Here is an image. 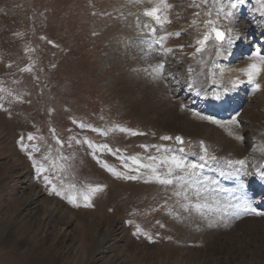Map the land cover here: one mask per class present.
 Returning <instances> with one entry per match:
<instances>
[{
	"label": "rangeland",
	"instance_id": "rangeland-1",
	"mask_svg": "<svg viewBox=\"0 0 264 264\" xmlns=\"http://www.w3.org/2000/svg\"><path fill=\"white\" fill-rule=\"evenodd\" d=\"M167 2L173 5L169 10L172 23L164 25V30L183 34L167 40L165 48L174 51L164 58L168 71L183 81L187 66H198L189 58L195 51L197 29L191 25L196 9L190 6L192 0ZM152 6L148 0H0V103L4 106L0 110V264H117L121 260V264H214L216 258L229 264L264 261V235L247 232L248 227L239 229L236 224L231 229H210L199 221L177 223L160 206L166 198L163 186L115 179L96 163L87 145H77L73 139L68 146L69 137L83 140L86 136L95 144L107 143L127 155L144 156L154 155L155 150L144 153L139 145H172L173 141L160 137L180 135L188 152L198 153L203 140L215 155L223 160L244 159L252 171L255 159L245 152L250 141L248 123L255 118L263 121L258 107L264 106V88L251 91L252 104L244 105L238 125L216 128L218 139L188 135L190 129L186 130L184 122L203 123L186 104L195 93L186 90L192 97L185 96L182 84L173 80L166 86L152 81L141 70L161 59L155 53L141 55L144 45L139 41L145 37L137 19L147 21L143 11ZM254 7L255 0H245L237 27L242 39L253 41L249 48H261L264 54V17L254 14ZM252 28L263 41L255 44ZM180 45L184 46L182 51ZM239 56L247 61L243 45L232 56L233 66ZM26 67L31 70L21 71ZM225 72L230 82L239 74L241 80L246 78L239 68ZM258 82L264 85V76ZM247 94L241 91L242 96ZM178 100L181 102L176 104ZM259 102L263 103L257 106ZM181 103L187 105L186 110L181 111ZM246 105L249 108L245 110ZM175 116L180 117L179 123L169 126ZM72 120L105 131L119 125L145 135L113 132L102 137L91 130L82 132ZM52 129L55 137L64 141L63 149L56 144ZM30 133L36 137L34 142L27 141ZM22 135L30 148L34 143L40 149L32 153V160L18 143ZM216 143L226 151L214 147ZM236 150L239 155L232 154ZM61 155L69 159H58ZM100 159L123 171L121 161L107 152ZM33 162L47 170L45 174L58 188L63 185L66 195L97 184L103 185L104 191L93 199V207H73L49 194ZM32 192L37 193L34 202H30ZM172 203L169 201V205ZM47 210L50 214L45 215ZM88 222L90 229L86 227ZM107 226L122 230L123 235L117 238L112 234L102 246ZM137 226L154 242L134 235ZM83 230L86 233L80 238Z\"/></svg>",
	"mask_w": 264,
	"mask_h": 264
},
{
	"label": "snow or ice",
	"instance_id": "snow-or-ice-1",
	"mask_svg": "<svg viewBox=\"0 0 264 264\" xmlns=\"http://www.w3.org/2000/svg\"><path fill=\"white\" fill-rule=\"evenodd\" d=\"M134 2L142 3L143 0H134ZM148 2L152 3L153 6L145 8L143 16L149 19L143 23L139 21V18L137 19V26L145 37L139 41L140 44L144 45L141 55L147 56L155 53L161 59L158 63L149 64L141 69L146 77L152 81L164 83L166 86L175 80L177 85L182 84L189 92L217 101L221 100L227 91L238 88L242 83H247L253 93L264 88V85L258 82L259 77L264 73V54L260 49L252 51L247 57L249 61L247 65L239 69L246 80H234L230 88L222 85L220 81V77L226 68L232 70L230 65H226L222 61L228 60L233 55L234 47L241 38L242 33L237 27L238 14L245 0H192L190 6L196 9L193 13L192 26L197 28V36L194 39L195 51L190 54L189 58L195 60L199 67L189 65L183 81L179 80L176 74L168 71V61L164 58L166 53L174 51L172 48H165L167 40L170 37L178 38L183 34L182 32L172 33L164 30V25L172 23L169 18V10L173 8V5L169 4L167 0H148ZM255 5L256 7L251 11L264 17V0H255ZM201 27L202 31H200ZM158 32L163 34H158ZM183 47V45L179 46L181 51ZM30 70L27 67L21 69V71ZM174 99H178V96ZM180 109L184 111L186 106L181 103ZM0 110H4L2 103H0ZM193 115L221 127L238 125L236 116L228 121H220L197 112H194ZM72 123L82 132L91 130L102 137H107L113 132L123 133L126 136L145 135L143 132L119 125L105 131L76 120H72ZM51 131L56 144L59 145L60 149H63L64 141L55 137L54 129ZM73 139L77 145L81 143L87 145L92 158L113 178L124 181L139 180L145 184L154 183L163 186L166 198L160 206L166 208V215L177 223L199 221L200 224L211 229L219 226L231 227L234 222L245 217H264V210L258 208L255 202L247 196L246 186L243 182L229 188L225 187L220 179L242 181L245 176H255L264 181V162L253 165L254 170L250 172L244 159L223 160L215 155L214 151L210 150V147L206 146L203 140L199 142V152L190 153L184 147L186 142L180 135L160 137L162 141H173L172 145H139L144 153H148L150 149L155 150L154 155L144 156L140 154L127 155L121 152L119 148L113 150L107 143L95 144L86 136L83 140L69 137V147H71ZM236 139L242 140L243 137L237 136ZM35 140L36 137L31 133L28 134L27 141L34 142ZM18 143L22 150L28 152L30 160L33 159V152L40 151L34 143L30 148L25 143L23 135ZM105 152L121 161L123 171L111 167L106 161L100 159V156ZM45 158L47 159V157ZM58 159L67 160L69 157L61 155ZM33 167L37 176L43 178L45 186L49 189V194H55L73 207H93V199L104 191V186L97 184L88 185L86 190L73 191V194L66 195L64 186L61 185L58 188L53 184L49 176L45 174L47 170L42 165L33 162ZM70 187L75 189V185ZM169 201L173 203L169 205ZM134 235H143L149 243L154 242L153 237L142 232L138 226Z\"/></svg>",
	"mask_w": 264,
	"mask_h": 264
},
{
	"label": "bare ground",
	"instance_id": "bare-ground-1",
	"mask_svg": "<svg viewBox=\"0 0 264 264\" xmlns=\"http://www.w3.org/2000/svg\"><path fill=\"white\" fill-rule=\"evenodd\" d=\"M149 18H147L148 20ZM129 20V19H128ZM132 22V21H131ZM193 26L191 25V28ZM197 29V28H196ZM243 29V28H242ZM253 29V28H252ZM246 30V29H245ZM244 31V30H243ZM247 31V30H246ZM254 32H256L254 29H253ZM197 32V31H196ZM195 32L194 34V37L197 36V33ZM245 32V31H244ZM250 33V32H249ZM252 33V31H251ZM259 32H256V34L254 35L253 38H256V41L255 44L257 42H260L259 40L262 39L263 41V38L261 37V34L260 36L258 35ZM246 35V34H245ZM140 38V37H139ZM253 43V41H248L246 40L245 38L242 39V36L241 38L239 39V41L237 42V44L235 45L234 47V50H233V55L236 53V51H238V47H240L241 45H243L244 47V55H246V57H248L249 53L251 50H256L257 48L256 47H253L252 49V46L251 49L249 48V44ZM138 46V45H137ZM261 49V48H260ZM262 51V50H261ZM232 55V56H233ZM232 56L228 59V60H225V61H222V63L226 64V65H230L231 66V69L232 68H235V69H241L243 67H245L247 65V63L249 62L248 60L245 61V57L244 56H239L238 58V62H236L237 64H235L236 66H233L234 62H232ZM247 59V58H246ZM152 60V59H151ZM245 61V62H244ZM233 64V65H232ZM191 65V64H189ZM188 65V66H189ZM198 65V64H197ZM196 65V66H197ZM187 66V68H188ZM199 67V65L197 66V68ZM225 71H229L227 68L225 69ZM231 71V70H230ZM238 71V70H237ZM241 73V72H240ZM262 76H264V73L261 74ZM243 76V75H242ZM236 80L237 79H240L241 80V75L239 74L238 76L235 77ZM202 79V78H201ZM246 80V78H245ZM220 81H221V84L230 88L231 87V83L229 81V76H228V73L225 72L223 73L222 77H220ZM234 81V80H233ZM243 84H246V87L245 88H242L241 85ZM239 87L240 88H235V89H232L230 91H227V94L223 96V98L219 101L217 100H213L211 98H206L204 96H198V95H194V98L190 101H188L186 104L188 105V103L190 104L191 108L193 110H195L197 113H201V114H204V115H207V116H210V117H213L217 120H220V121H225V118L227 119H231L233 116H236V118H240L241 117V114L243 113L244 114V109H242L244 107V105L246 103L248 104H252V101H250V96L252 95L251 93V88L250 86L247 84V83H242ZM186 88L184 89V94L185 96H188L189 97H192L190 96L189 93L186 92ZM242 90H245L248 94L245 95V96H242L241 95V91ZM199 101V102H198ZM200 101H203L202 105L200 103ZM181 101H177L176 104L180 103ZM245 102V103H244ZM264 102V101H263ZM263 102H259L257 104V106L261 105ZM186 105V106H187ZM264 105V104H263ZM174 107V106H173ZM249 108V105H246L245 107V110ZM259 110H262V112H260V115H259V118H263V121L258 119V118H255V119H252L249 121L248 123V135L250 137V141H249V145H248V148L245 152H248L249 154H251L250 156L255 159L253 165H258L259 162L261 163L263 160H262V157H264V106H259L258 107ZM241 112V113H240ZM237 114H239L237 116ZM180 117H173V120H175L173 123H170L169 126H174L175 123L178 122V119ZM198 119V117H197ZM200 119V118H199ZM226 119V120H227ZM172 120V121H173ZM201 120V119H200ZM199 120V121H200ZM30 121V120H29ZM203 123L202 124H199V125H192L191 122L187 123V122H184V126L187 130V128H189L190 130H187V133L188 135H190L191 137H202V136H205L206 139H218L219 137H217V135L215 136L214 131H216V128H218L219 126L215 127L216 125L214 124H211L209 123L208 121H205V120H201ZM179 123V122H178ZM32 124V123H31ZM166 127V126H165ZM164 127V128H165ZM35 128V127H34ZM168 130V127L166 128ZM228 132H230L229 130H227ZM215 137V138H214ZM204 138V137H203ZM202 138V139H203ZM215 143V142H213ZM229 143V142H228ZM244 144V143H243ZM248 144V143H247ZM218 144L216 143L214 145V147H216ZM220 145V146H219ZM218 145V149H221V150H225V149H222V146H221V143H219ZM238 146H239V150L238 151H243V148H241V145L238 143ZM245 147V146H244ZM246 149V148H244ZM220 150V151H221ZM226 151V150H225ZM257 151H260V153H256ZM224 152V151H222ZM240 152H237V150L232 153V154H236V155H239ZM243 154V153H242ZM219 157V156H218ZM251 165V166H253ZM251 170L253 171V167H251ZM54 179V178H53ZM221 179V183L225 186V187H234L237 183L239 182H243L246 186V193H247V196L249 197V199L253 200L255 202V205L264 210L263 209V205H264V181H261L259 179H257L255 176L252 177V178H247V176L243 177L242 178V181H237L235 179H226V178H220ZM34 192V191H33ZM31 194L30 196V202H34V198L37 197V193H33ZM36 199V198H35ZM33 204V203H32ZM31 204V205H32ZM56 208L57 206H54L52 210H54L56 213ZM46 212H49L45 215H48L50 214V210L46 211ZM52 212V211H51ZM55 215V214H54ZM52 216V215H51ZM74 216V215H73ZM56 217V216H55ZM48 218V216H47ZM75 218V216H74ZM51 219V218H50ZM40 221V220H39ZM70 221V218L66 221V223H68ZM102 221V220H100ZM105 222V221H104ZM104 222H101V223H104ZM52 223V222H51ZM55 225L57 224L56 222H53ZM52 223V224H53ZM100 223V225H102ZM233 224H236L239 229L241 228H244V230L246 229V227H248L250 230H246L247 232L251 230L253 231L252 233H258V234H262L264 235V217H255V216H250V217H245L243 218L240 222L236 223L234 222ZM232 224V225H233ZM100 225H96V226H100ZM110 225V224H109ZM188 225V224H187ZM59 226V225H58ZM106 226V225H104ZM86 227L88 229H90L92 226H91V223L88 222ZM98 228V227H97ZM219 228V227H218ZM223 229H226L224 226L222 227ZM227 228H232L231 227H227ZM114 227H111V226H107L105 228L104 231H106V238L104 237L101 241V245L103 246L104 244L106 245L107 243V239H109L112 234H114V237H117V238H121V236L123 235L122 234V230H120V232H117V230H113ZM229 229V230H230ZM217 230V229H216ZM221 230V229H219ZM171 231V230H170ZM198 231V230H197ZM224 231V230H223ZM233 231V230H232ZM85 230L82 231V233L79 235L80 238H82L84 235H85ZM234 233V232H233ZM218 234V232H217ZM230 234V233H229ZM201 236V235H200ZM262 239L264 237H261ZM116 239V238H115ZM78 247V246H77ZM83 245L82 243H80V249L82 248V251H83ZM144 247H142L143 249ZM79 249V250H80ZM139 249H140V246H139ZM148 249V248H147ZM141 250V249H140ZM191 252V251H190ZM78 253V252H77ZM71 255V254H70ZM115 257V256H114ZM117 260V259H116ZM124 260V259H123ZM122 261V260H121ZM121 261H118L117 264H121ZM191 262V261H190ZM182 264V263H180ZM199 264H204L203 262L199 263ZM214 264H229L227 262V260H224V261H220L219 259H215L214 260ZM244 264H264V261H259V262H256V263H244Z\"/></svg>",
	"mask_w": 264,
	"mask_h": 264
}]
</instances>
